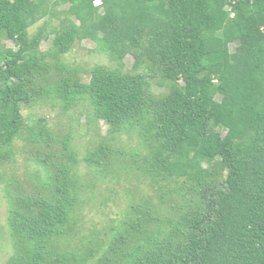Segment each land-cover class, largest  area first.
<instances>
[{"label":"trees","instance_id":"trees-1","mask_svg":"<svg viewBox=\"0 0 264 264\" xmlns=\"http://www.w3.org/2000/svg\"><path fill=\"white\" fill-rule=\"evenodd\" d=\"M94 1L0 0L14 45L0 49L2 264H264V0ZM84 39L111 63L87 81L63 59ZM47 101H86L105 122L81 159L70 133L22 114ZM120 134L130 151L109 142ZM17 141L24 181L5 170ZM120 175L152 194L82 233L97 182Z\"/></svg>","mask_w":264,"mask_h":264},{"label":"rangeland","instance_id":"rangeland-1","mask_svg":"<svg viewBox=\"0 0 264 264\" xmlns=\"http://www.w3.org/2000/svg\"><path fill=\"white\" fill-rule=\"evenodd\" d=\"M56 23V19L53 20ZM42 21L34 24L29 28V34L32 35ZM53 35L51 36V38ZM50 44L45 41L41 44V49H46ZM236 43L231 44V49ZM14 48L11 41L0 39V49ZM64 61L71 66H75L80 70L83 80L87 81L89 78V71L96 65L108 67L111 65L109 58L95 50V43L90 39H84L75 42L71 49L64 55ZM125 68H129L132 63V58L128 55L122 57ZM22 114L31 116L32 119L39 117L45 118L47 127L59 136L70 133V143H72L75 151L81 159L85 149L94 143V139L98 135L106 133L107 126L105 122L97 118L93 108H91L86 101L77 102L68 110H63L59 105L54 106L50 101L39 102L36 105L23 109ZM113 146L123 145L125 150L130 151L135 145V141L125 134L116 136V139L109 141ZM61 146V144H59ZM28 147H24L21 141L16 142L14 147V162L6 164L5 170L8 175H16L20 180L24 181L26 178L27 167L32 166L26 158L30 155L27 151ZM85 170L84 164L81 162L78 171L82 173ZM2 184H0V264L5 262L12 251L10 242L6 237V215L7 204L2 192ZM106 187L114 188L115 193L111 195L110 200H104L103 194L106 192ZM95 198L91 199L90 203H86L84 208L80 211L82 219L80 221V229L82 233H89L94 227L100 228L107 223L111 218H119L121 211L129 201L131 194H152L146 185L135 178H127L120 175L118 178L105 181L99 180L94 189ZM94 206V207H92Z\"/></svg>","mask_w":264,"mask_h":264},{"label":"built area","instance_id":"built-area-1","mask_svg":"<svg viewBox=\"0 0 264 264\" xmlns=\"http://www.w3.org/2000/svg\"><path fill=\"white\" fill-rule=\"evenodd\" d=\"M101 1L100 0H95L94 5H100Z\"/></svg>","mask_w":264,"mask_h":264}]
</instances>
